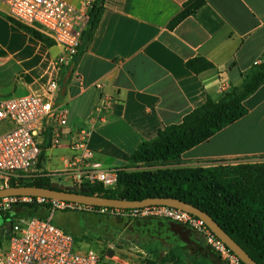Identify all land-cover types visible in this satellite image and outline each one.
Segmentation results:
<instances>
[{"label":"crops","instance_id":"crops-1","mask_svg":"<svg viewBox=\"0 0 264 264\" xmlns=\"http://www.w3.org/2000/svg\"><path fill=\"white\" fill-rule=\"evenodd\" d=\"M64 1L88 12L96 0ZM188 1L105 0V12L83 55L74 67L60 70L56 63L63 48L56 43L47 45L10 22L8 7L0 2V101L45 96L49 84L57 80L55 108L68 115L61 146L51 145V123L39 138L42 154L37 176H49L54 185L76 184L65 170L74 157L84 155L74 147L82 128L90 131L92 168L124 169L143 142L155 138L166 126L182 123L209 98L219 101L233 87L242 85L254 65L264 62V0H206L198 12L170 30L169 23ZM29 27L52 39L39 26ZM196 57L206 58L214 69L194 74L186 63ZM105 98L109 99L106 120L94 123L96 110ZM245 105L249 110L245 117L170 165L209 167L263 162L264 85ZM11 127L1 125L0 136ZM154 219L161 221L162 242L170 251L167 255L173 250L166 244L185 250L197 247L203 256L225 264L218 253L202 244L199 233L190 229L191 242L180 246L172 240L177 228L169 220ZM61 221L56 225L73 235L68 222ZM81 243L78 240L79 250L89 248ZM107 256L101 264L163 263L165 258L161 254L133 261L114 253Z\"/></svg>","mask_w":264,"mask_h":264},{"label":"trees","instance_id":"trees-1","mask_svg":"<svg viewBox=\"0 0 264 264\" xmlns=\"http://www.w3.org/2000/svg\"><path fill=\"white\" fill-rule=\"evenodd\" d=\"M205 3L206 0L186 2L168 28L174 30ZM104 12L105 0H96L90 5L78 61ZM8 20L47 45L55 43L38 29L11 17ZM186 67L194 74L201 75L215 66L204 57H196L188 61ZM263 85L264 62L254 65L242 85L233 87L219 101L209 98L203 106L185 116L182 123L166 126L158 131L155 138L143 142L131 155L129 165L119 170L118 183L114 188L82 184L76 193L129 201L174 198L186 202L208 213L258 264H264V161L209 167L170 165L187 151L209 141L218 132L245 117L249 112L245 102ZM10 186L59 190L46 175L37 176L28 183L23 180ZM48 208V204L33 203L0 209V247L10 239L15 220L25 215L46 218ZM168 222L173 228L179 224L171 220ZM162 262L183 264L174 252L165 256Z\"/></svg>","mask_w":264,"mask_h":264},{"label":"built area","instance_id":"built-area-1","mask_svg":"<svg viewBox=\"0 0 264 264\" xmlns=\"http://www.w3.org/2000/svg\"><path fill=\"white\" fill-rule=\"evenodd\" d=\"M1 1L7 5L13 19L27 26H39L63 48V54L56 63L58 70L76 63L89 21L86 8H76L64 0ZM58 88L59 82L54 80L49 84L45 96L28 95L0 101V126H12L0 136V185L10 187L12 183L37 177L36 168L42 154L39 138L50 123L51 145L61 146L63 128L68 125V115L66 111H57L55 108ZM108 103L109 99L105 98L96 110L94 123L105 122ZM77 136L79 140L74 146L75 150L82 151L84 155L76 156L68 163L66 174L79 185L101 184L105 188H114L118 183L119 171L92 168L89 160L93 153L88 147L90 131L82 128ZM33 203L48 204V216H28V219L21 217L15 222L10 239L0 247V264H101L104 259H108L106 251L98 252L92 248L79 250L74 236L53 223L54 216L59 211L111 215L132 221L141 218L168 219L199 233L225 264H245L201 219L176 208L149 206L124 210L43 197L14 196L0 199V209L6 210L15 204Z\"/></svg>","mask_w":264,"mask_h":264},{"label":"rangeland","instance_id":"rangeland-1","mask_svg":"<svg viewBox=\"0 0 264 264\" xmlns=\"http://www.w3.org/2000/svg\"><path fill=\"white\" fill-rule=\"evenodd\" d=\"M31 180V178L26 179V182ZM54 187L71 192L80 190L77 183L71 186L58 184ZM1 188L5 187L0 185ZM23 218L28 219V216L25 215ZM58 220L68 222L67 227L71 229L77 242L79 240L82 242L81 244L98 252L114 253L120 259L132 258L133 261H141L145 258H158L161 254L165 257L170 252L164 248L161 233L163 227L160 226L161 221L158 219L141 218L132 221L111 215L99 216L92 213L58 212L53 223L56 224ZM200 238L202 244L206 243L203 242L205 240L202 236ZM166 246L182 257L183 264H223L219 259L218 262H215L209 255L203 256L197 247H190L185 250L176 245L166 244ZM110 264H115V262L112 261Z\"/></svg>","mask_w":264,"mask_h":264},{"label":"water","instance_id":"water-1","mask_svg":"<svg viewBox=\"0 0 264 264\" xmlns=\"http://www.w3.org/2000/svg\"><path fill=\"white\" fill-rule=\"evenodd\" d=\"M66 81H64V85ZM65 91V87L63 88ZM14 196H31L43 197L57 201H68L79 204H85L95 207H105L114 209H139L149 206H168L190 213L201 219L210 230L221 240L227 247L235 253L245 264H258L208 213L174 198H150L143 201H129L122 199H110L102 196H91L82 193H76L65 190H56L40 188L36 186H10L0 189V199ZM176 232L173 242L180 246H186L191 242L190 234L192 230H185L183 225L176 226Z\"/></svg>","mask_w":264,"mask_h":264}]
</instances>
